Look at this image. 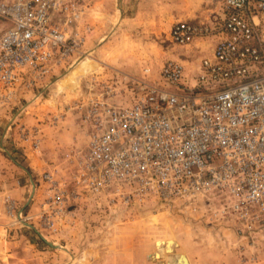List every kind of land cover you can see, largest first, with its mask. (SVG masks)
Returning a JSON list of instances; mask_svg holds the SVG:
<instances>
[{
    "label": "built area",
    "instance_id": "obj_1",
    "mask_svg": "<svg viewBox=\"0 0 264 264\" xmlns=\"http://www.w3.org/2000/svg\"><path fill=\"white\" fill-rule=\"evenodd\" d=\"M92 9L91 0H0V87L32 90L73 61ZM209 36L192 73L165 59L155 75L123 74L105 100L87 103L85 141L68 149L63 175L44 174L47 227L83 197L175 207L234 233L264 224V0H222L218 23L177 20L168 32L179 47Z\"/></svg>",
    "mask_w": 264,
    "mask_h": 264
},
{
    "label": "rangeland",
    "instance_id": "obj_2",
    "mask_svg": "<svg viewBox=\"0 0 264 264\" xmlns=\"http://www.w3.org/2000/svg\"><path fill=\"white\" fill-rule=\"evenodd\" d=\"M91 2L92 31L73 61L32 90L9 95L0 87V264H175L179 255L188 264H264V224L234 233L175 207L83 197L45 224L51 191L44 174L55 168L63 175L68 149L85 141L87 103L105 100L123 74L147 67L155 75L165 59L192 73L212 38L179 47L169 42V28L177 20L218 23L222 0ZM5 27L0 20V32ZM121 97L127 100L125 90Z\"/></svg>",
    "mask_w": 264,
    "mask_h": 264
},
{
    "label": "crops",
    "instance_id": "obj_3",
    "mask_svg": "<svg viewBox=\"0 0 264 264\" xmlns=\"http://www.w3.org/2000/svg\"><path fill=\"white\" fill-rule=\"evenodd\" d=\"M182 263V261H175V264H181ZM168 264H170V262L168 263ZM172 264V263H171ZM184 264H188L186 261H185V263ZM192 264H201V262H199L198 260H195L194 259V261H192Z\"/></svg>",
    "mask_w": 264,
    "mask_h": 264
},
{
    "label": "water",
    "instance_id": "obj_4",
    "mask_svg": "<svg viewBox=\"0 0 264 264\" xmlns=\"http://www.w3.org/2000/svg\"><path fill=\"white\" fill-rule=\"evenodd\" d=\"M182 255H179V257H178V260L177 261H179V258L181 257ZM183 261H182V263L181 264H184L185 263V257H183V259H182Z\"/></svg>",
    "mask_w": 264,
    "mask_h": 264
}]
</instances>
